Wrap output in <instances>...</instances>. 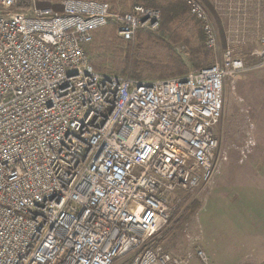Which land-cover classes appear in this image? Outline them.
I'll list each match as a JSON object with an SVG mask.
<instances>
[{"label":"built area","instance_id":"built-area-1","mask_svg":"<svg viewBox=\"0 0 264 264\" xmlns=\"http://www.w3.org/2000/svg\"><path fill=\"white\" fill-rule=\"evenodd\" d=\"M185 3L216 51L204 5ZM160 26V11L139 4L0 0V264H113L139 251L131 264H189L152 243L170 223L171 195L209 186L228 159L215 131L225 82L264 68V37L247 56L226 48L175 78L90 65L97 31L113 27L129 43ZM238 130L245 158L249 120Z\"/></svg>","mask_w":264,"mask_h":264},{"label":"rangeland","instance_id":"rangeland-1","mask_svg":"<svg viewBox=\"0 0 264 264\" xmlns=\"http://www.w3.org/2000/svg\"><path fill=\"white\" fill-rule=\"evenodd\" d=\"M59 1L54 0L55 3ZM98 1L107 2L113 10L120 12L128 11L135 4L150 8L156 7L162 13V9L168 8L170 10L166 23L163 24L160 32H140L130 43L121 41L116 36L113 27H106L97 31L93 36L92 43L86 47V52L90 65L100 74L129 76L140 81L175 78L196 69L192 66V56L195 57L197 66L202 69L216 64L225 50L222 43L224 37L222 26L217 20L214 28L220 41L219 48L212 51L204 45L201 26L189 15L185 0ZM202 2L204 3L203 0ZM180 46L185 47L183 50L184 53L186 52L185 54L178 52ZM237 51L244 54L245 49H237ZM127 56H129L131 68L129 72L123 73L127 64ZM261 71H264V68L242 75L234 83L232 80L225 82L224 109L215 131L219 138L221 150L228 159L220 166L209 186H199L187 192L177 191L171 195L168 204L170 223L163 232L156 236L152 243L153 247L158 246L177 257H186L192 254L197 256L198 251L204 252L203 254L207 257L206 251L201 247V242L205 240L206 243L207 240L211 239L215 244L217 237L222 235V233L219 234L221 231L226 230L225 234L230 232V224L223 223V220H235V218H230V212L222 213L224 206L226 210L228 209V204L232 201L230 197H234V204H236L246 194L253 196L254 189L261 185L259 177L261 170H264V166H262L264 162L255 164L254 149L251 156L247 155L243 158L239 154V140L242 134L240 135L238 128L242 121L240 120L239 104L236 100L237 97H244L242 92L244 88L240 87L239 81L242 79L245 82L246 75H253ZM249 113H252L253 116L255 114L252 111ZM250 118L252 141H254V118ZM225 165H229V168L226 172L222 171L221 173L220 170ZM258 180L259 184L257 185ZM223 194L225 197L222 196ZM247 210L249 209L247 208ZM250 212L251 215L254 214L252 209ZM234 216L236 217V214ZM211 220H216V222L210 223ZM242 233H244L243 230ZM217 242L219 244L218 239ZM218 244L217 252L227 246L223 241L221 242L222 245ZM261 249L264 250V243ZM139 254L140 251L118 259L113 264H131ZM205 263L210 264L209 257L206 258V262L201 261L198 256L191 260V264ZM241 264H255V262ZM258 264H264V258Z\"/></svg>","mask_w":264,"mask_h":264},{"label":"crops","instance_id":"crops-1","mask_svg":"<svg viewBox=\"0 0 264 264\" xmlns=\"http://www.w3.org/2000/svg\"><path fill=\"white\" fill-rule=\"evenodd\" d=\"M199 1L203 5L205 3L204 7L212 24L214 25L217 20L222 26L224 35L222 43L225 49H234L238 56H247L251 49H262L260 40L264 37V0H203L204 3L202 0ZM218 42L220 45L219 40ZM237 49H245L244 54L239 53ZM246 76L245 82L242 79L239 81L240 87L244 88L242 90L244 99L237 97L236 100L242 121L240 127L243 126L245 119L251 122L250 117L254 118V152L252 149L248 155L251 156L253 152L254 162L257 164L264 162V71ZM251 111L255 113L254 116L249 113ZM228 168L229 165H225L220 172H226ZM259 180L261 181L260 186L258 185ZM259 180L256 182L258 187L254 189L253 196L246 194L236 204H234V197H230L232 201L228 204L227 210L223 203L222 213L230 212V218H235V220H223V223H229L231 228L228 234H225L226 230L219 233H222L217 237L219 244L217 239L215 244L211 239L206 243L205 240L201 242V247L206 251L210 264H241L244 262L258 264L264 258V250L261 249L264 243V170H261ZM224 195L222 196L225 197ZM250 209L253 210V215ZM213 222L216 220L210 221V223ZM222 241L227 246L217 252V244L222 245ZM259 250L261 251L258 252ZM194 257L197 256L192 254L189 264Z\"/></svg>","mask_w":264,"mask_h":264},{"label":"trees","instance_id":"trees-1","mask_svg":"<svg viewBox=\"0 0 264 264\" xmlns=\"http://www.w3.org/2000/svg\"><path fill=\"white\" fill-rule=\"evenodd\" d=\"M186 5V4H185ZM47 6H49L48 4L47 5H43L42 7H47ZM186 7H187V5H186ZM151 8H155V9H157L156 7H151ZM159 10V9H158ZM163 10V13H162V11L161 10H159L160 11V13H161V26H160V31L162 30V28H163V24L164 23H166V20H167V16H168V14L170 13V10L168 9V8H165V9H162ZM159 31V32H160ZM130 43V42H129ZM191 61H192V66H193V68H196L195 70H199L200 68L197 66V64H196V60H195V57L194 56H192L191 57ZM126 67H125V69L123 70V73H127V72H129L130 71V68H131V64H130V60H129V56H127V58H126Z\"/></svg>","mask_w":264,"mask_h":264}]
</instances>
